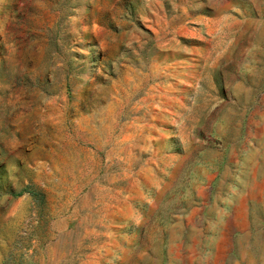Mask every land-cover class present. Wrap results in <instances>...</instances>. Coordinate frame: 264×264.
<instances>
[{
    "label": "rangeland",
    "instance_id": "374dc122",
    "mask_svg": "<svg viewBox=\"0 0 264 264\" xmlns=\"http://www.w3.org/2000/svg\"><path fill=\"white\" fill-rule=\"evenodd\" d=\"M0 264H264V0H0Z\"/></svg>",
    "mask_w": 264,
    "mask_h": 264
}]
</instances>
